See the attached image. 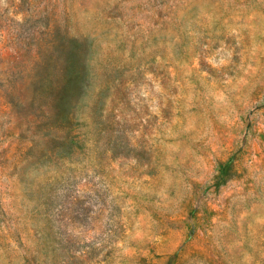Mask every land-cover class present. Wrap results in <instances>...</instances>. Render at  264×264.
I'll return each instance as SVG.
<instances>
[{"label": "rangeland", "instance_id": "1", "mask_svg": "<svg viewBox=\"0 0 264 264\" xmlns=\"http://www.w3.org/2000/svg\"><path fill=\"white\" fill-rule=\"evenodd\" d=\"M0 264H264V0H0Z\"/></svg>", "mask_w": 264, "mask_h": 264}]
</instances>
